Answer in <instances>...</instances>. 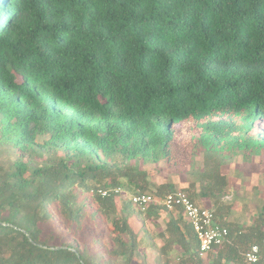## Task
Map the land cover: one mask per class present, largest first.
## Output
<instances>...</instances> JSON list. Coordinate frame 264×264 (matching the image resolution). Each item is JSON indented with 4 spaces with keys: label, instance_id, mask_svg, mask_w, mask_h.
I'll list each match as a JSON object with an SVG mask.
<instances>
[{
    "label": "trees",
    "instance_id": "obj_1",
    "mask_svg": "<svg viewBox=\"0 0 264 264\" xmlns=\"http://www.w3.org/2000/svg\"><path fill=\"white\" fill-rule=\"evenodd\" d=\"M187 122L192 156L264 157V0H0V264H145L134 226L168 211L131 221L122 191L98 190L148 192L143 166L171 164ZM210 170L200 195L217 201ZM226 227L200 257L171 214L159 264L174 247L182 264L264 255L262 225Z\"/></svg>",
    "mask_w": 264,
    "mask_h": 264
},
{
    "label": "rangeland",
    "instance_id": "obj_2",
    "mask_svg": "<svg viewBox=\"0 0 264 264\" xmlns=\"http://www.w3.org/2000/svg\"><path fill=\"white\" fill-rule=\"evenodd\" d=\"M189 125L187 122L175 126L171 164L160 162L157 165L143 166L149 179L146 191L155 194L161 184H168L171 190H182L198 204L214 209L216 219L234 231L237 227L242 231L248 230L255 224L262 225L261 229L264 231V222L261 220L264 218V157L255 156L250 159L235 154L229 161L221 163L217 158L206 157L203 153L192 156L188 148ZM9 151L0 148V153L4 157H10ZM210 168L216 169L218 179L224 182L222 185L224 193L217 201H214L213 197L200 195V186L207 179L206 174L202 175V172L211 171ZM120 189L123 201L128 202L131 192L124 187ZM123 214H126L129 220L135 221L137 209L131 205ZM171 214L176 213L163 212L156 222L145 219L143 225L138 223L134 226L138 236V249L143 252L141 256L139 255L143 263L159 264V247L163 244V239L158 234L164 231ZM168 256L169 264H182L185 258L176 247L171 249Z\"/></svg>",
    "mask_w": 264,
    "mask_h": 264
},
{
    "label": "built area",
    "instance_id": "obj_3",
    "mask_svg": "<svg viewBox=\"0 0 264 264\" xmlns=\"http://www.w3.org/2000/svg\"><path fill=\"white\" fill-rule=\"evenodd\" d=\"M110 191L118 193L121 192V189L98 190L102 196L107 195ZM128 200L140 211H145L149 206L158 204L168 212H181L195 235L197 252L200 257L214 251L217 246L230 241L228 229L216 219L214 209L198 204L182 190H172L164 193L161 197L152 192L130 193ZM260 243L264 244V236ZM243 258L247 264L258 262L264 264V255L261 256L260 244L252 243L243 253Z\"/></svg>",
    "mask_w": 264,
    "mask_h": 264
},
{
    "label": "crops",
    "instance_id": "obj_4",
    "mask_svg": "<svg viewBox=\"0 0 264 264\" xmlns=\"http://www.w3.org/2000/svg\"><path fill=\"white\" fill-rule=\"evenodd\" d=\"M204 205V204H203Z\"/></svg>",
    "mask_w": 264,
    "mask_h": 264
}]
</instances>
